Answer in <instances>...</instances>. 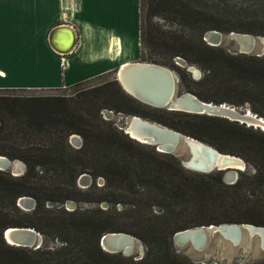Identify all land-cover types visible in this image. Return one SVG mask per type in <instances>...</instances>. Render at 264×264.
Wrapping results in <instances>:
<instances>
[{
  "label": "trees",
  "instance_id": "16d2710c",
  "mask_svg": "<svg viewBox=\"0 0 264 264\" xmlns=\"http://www.w3.org/2000/svg\"><path fill=\"white\" fill-rule=\"evenodd\" d=\"M144 1L139 0L141 59L146 58L145 43L170 56L182 55L202 67L199 81L235 94L218 102L250 104L264 115V54L233 53L202 38L209 29L264 35V0L211 6L203 0H156L155 5L167 8L180 22L194 25L197 32L190 37L163 32L152 35L146 31L142 18ZM92 90L100 95L85 96L81 101L94 103V114L87 110L80 113L79 106L61 95L23 98L0 95V154L19 158L26 166L19 175L0 169V264H204L176 253L175 231L221 222L264 225L263 130L219 115L148 105L128 94L116 77L102 81ZM103 106L152 117L220 151L241 155L254 170L242 171L235 181L227 182L222 170L201 172L186 168L176 155L131 138L111 121L102 119L98 110ZM140 106L178 114L180 118L173 121L150 116ZM95 116L98 122L93 119ZM75 132L82 140L78 147L69 138ZM84 171L93 181L82 190L77 178ZM46 172H50L48 180L41 176ZM98 176L103 178L101 185L97 184ZM246 185L256 188L259 195H249ZM21 195L32 196L35 206L25 210L17 205ZM68 199L94 205L67 209ZM102 201L107 202L106 207L100 205ZM118 202L123 205L120 209L116 206ZM156 204L163 205L161 213L150 209ZM187 210L206 212L208 217L194 224L179 221L178 217ZM132 211L136 213L134 224L118 225L116 216ZM12 225L35 227L59 243L36 248L9 244L3 230ZM111 230L128 231L140 238L146 246L144 254L135 258L104 250L100 237ZM246 264H264V260Z\"/></svg>",
  "mask_w": 264,
  "mask_h": 264
},
{
  "label": "water",
  "instance_id": "95a60500",
  "mask_svg": "<svg viewBox=\"0 0 264 264\" xmlns=\"http://www.w3.org/2000/svg\"><path fill=\"white\" fill-rule=\"evenodd\" d=\"M57 29L68 31V42L62 48L57 47L55 44ZM203 39L211 45H220L227 40L233 42L236 44L232 50L233 53L264 54V35H252L235 31L224 34L217 29H209L204 32ZM50 40L55 49L67 52L74 46L75 31L68 25L57 26L52 29ZM177 59L181 63H186L181 57ZM188 67L189 69L193 68L192 65H188ZM116 79L128 94L151 106L219 115L242 122L248 121L246 120L248 117L253 118L256 122L249 121L251 125L256 124L260 127H263L262 124L264 125V116L255 112L251 116L248 113L251 111L248 107L241 108L227 102L204 101L190 92L175 94L178 74L170 66L161 63L141 59L124 62L116 69ZM104 112L110 116L113 110L104 109ZM117 114L120 115L118 127L123 132L140 142L155 145L159 151L179 155L181 163L186 168L201 172L222 170L224 179L233 182L238 175V170L246 167V162L240 156L222 152L210 143L159 121L138 114H126L121 111H118ZM69 138L71 142L72 140L78 142L80 139L75 133H72ZM238 162L239 164H236ZM25 167V163L21 159H11L4 154H0V169L8 170L13 175H19L24 172ZM91 180V175L86 172H82L78 176L79 182L83 181L89 184ZM98 181H103V178L99 177ZM65 204L67 209L76 207L75 202L72 200H67ZM17 205L29 210L35 206V199L30 195H21L17 199ZM214 235L219 238L211 248L213 252L220 251L223 246L238 245L243 236L247 238V242L245 248L235 255L221 258L208 256L201 260L202 263L213 261L215 264H242L245 252H247L251 240L255 238L258 240L259 247L264 251V225L251 222H221L186 227L175 231L173 239L177 243L189 242L194 247L202 249L206 245L207 237ZM3 237L9 244L17 246L36 248L42 242V234L32 226H7L3 230ZM136 240L139 242L140 248L141 241L136 236L124 231H106L100 237V245L109 252L130 254ZM141 256L142 253L138 258Z\"/></svg>",
  "mask_w": 264,
  "mask_h": 264
},
{
  "label": "crops",
  "instance_id": "0c3cea01",
  "mask_svg": "<svg viewBox=\"0 0 264 264\" xmlns=\"http://www.w3.org/2000/svg\"><path fill=\"white\" fill-rule=\"evenodd\" d=\"M68 25L75 44L52 46ZM68 31L57 29L63 46ZM140 56L139 0H0V89H55Z\"/></svg>",
  "mask_w": 264,
  "mask_h": 264
},
{
  "label": "rangeland",
  "instance_id": "374dc122",
  "mask_svg": "<svg viewBox=\"0 0 264 264\" xmlns=\"http://www.w3.org/2000/svg\"><path fill=\"white\" fill-rule=\"evenodd\" d=\"M240 1H243V0H205V1L203 0L202 2L211 6L213 4L214 5H218V4L222 5V3H224V2L229 3V4H234V3L240 2ZM155 2H156V0H154V1L153 0H145L144 1L143 10H142V18H143L144 27H145L146 31L148 29L150 34H152V35L158 34L159 32H163L164 34L167 33V34H176V35H180V33H181V34L186 35V37H190V36H194L196 34L197 30L193 29L194 25L191 26L185 22H180L177 18H175V15L173 13L169 14L166 11L167 8H165L164 6H161L159 4L155 5ZM158 11L162 14H160ZM164 13H167L168 15L164 16L163 15ZM229 31H235V32H240V33H249L252 35H260V34H256V33L243 32V31H237V30H229ZM229 31L221 30V32L224 34L228 33ZM202 38H203V36H202ZM205 42H207V41L205 40ZM143 46H144L143 54L146 56V58L141 59L139 56L138 59L146 60V61H152V62H156V63H161L159 61H155L153 59H150L152 57V58L168 60L169 63H172V64H169V63L168 64L161 63V64L170 66L178 74V81L176 82V86H175V94H180L182 92H190V93L198 96L197 94L200 93L201 95L209 97V99H204V98H201L200 96H198L200 99H202L204 101H211L214 103H219L218 101L221 98L235 97V94L229 93V92H227L223 89H220V88H218L212 84L199 81L202 74H203V70H202V67L197 62L187 60V58H185L182 55L170 56V54H168V52L165 53V52H162V50H159V52H158V49L154 50L152 47L149 46L148 43H145ZM220 46H222L226 50L232 52V50L236 46V44L227 40V41L221 43ZM164 50L165 49L163 48V51ZM178 57L183 58L186 61V63H181V61L179 59H177ZM188 65H192L193 69H189ZM113 77H116V71H114V70L107 72V73H104V74H101L99 76L93 77V78L86 80V81H84L80 84H77L75 86H64V87H60L57 89H48V90L47 89L46 90H42V89H0V95L5 96V97H9V98H13V97H22L23 98L26 96H36V95H61V96H64V98L68 102H71L72 105H76V107L79 106L80 113L87 110V112L94 114L95 110H94L93 106L95 104L93 103V104L88 105L87 103H82L81 99L85 96L90 97V96L100 95L99 92H97L95 90L91 91V89H93L95 86H97L102 81L112 79ZM225 102L228 103V101H225ZM251 106H250V104H244V105H240L238 107H241V108L248 107V108H250V110L252 112L257 113L255 110L252 109ZM260 106H261V104H260ZM104 109H111V110H113V113L110 116H108L104 112ZM139 109L141 111L147 113L150 116L166 117V119H169V120L171 119L173 121H178L180 118V115H178V114L164 113L161 110L151 109L150 106H140ZM98 113L102 119H107V120L111 121L112 124H114L115 126L118 127L120 115L117 114V111H115L114 109H112L108 106H103V107H100V109L98 110ZM138 115H140V114H138ZM259 115H261V114H259ZM141 116H143V115H141ZM262 116H264V115H262ZM143 117L152 119V117H149V116H143ZM93 119H96V122H98V119L96 118V116ZM153 120H156V119H153ZM156 121H158V120H156ZM237 122L243 123L246 126H251L254 129H259V130L264 131V128H262L256 124L251 125L249 121H246V122L237 121ZM75 134H77L79 136V138H80L79 141L75 142L72 140V142L71 141L70 142L73 146L78 147L81 144L82 140H81V136L79 133L75 132ZM150 145L155 147V145H152V144H150ZM155 149H156V147H155ZM226 153H229V152H226ZM172 154L176 155L180 160L179 155H177L175 153H172ZM231 154H233V153H231ZM235 155H237V154H235ZM238 156H240L246 162V167L242 170H238L237 177L240 175V172H242V171L243 172L248 171V172L252 173L254 170L253 166L250 163H248L247 160H245L241 155H238ZM84 172H86V171H84ZM86 173H88V172H86ZM41 176L44 177V180H48V177H50V172H46V173L42 174ZM99 177H101V176H98V178ZM91 178H92V180H91V182H92L93 177L91 176ZM77 183H78V186L80 187V189H82V190H85V187L90 184V183L86 184L83 181L79 182L78 178H77ZM102 183H103V181L97 180V184L101 185ZM246 191L249 195H252V196L259 193V191L256 188H254L253 186H248V185H246ZM263 191H264V189H263ZM68 200H72L73 202H75L76 207L94 205V203H91V202H83V201L77 202V200H75V199H68ZM49 204L52 205L51 203H49ZM100 205L102 207H106L107 202L102 201V202H100ZM116 206L118 209L123 207V205L119 202L116 203ZM150 209L152 210V212H155V213H161L164 210L163 205L161 206V205H157V204L153 205ZM145 212H148V208H145ZM135 215H136V213L134 211L123 212L121 214H118L116 216L115 220L117 221L118 225H127L129 227L130 225L134 224L133 221H134ZM207 217H208V215L206 212H192L190 210H187V212H185L183 216L178 217V218L180 219L179 221H186L190 224H194V223H197V221L206 220ZM198 225H207V224H197V225H191L189 227L198 226ZM111 231H114V230H111ZM115 231H117V230H115ZM118 231H123V230H118ZM39 232L42 234L41 244L53 246V245H56L59 243L58 240L51 238L50 236L46 235L44 232H41V231H39ZM124 232L130 233L128 231H124ZM130 234H132V233H130ZM132 235H134V234H132ZM218 238L219 237L216 235L208 236L206 245L202 249H198V248L194 247L189 242H186L183 244L177 243L174 241V239H173V246L175 248L176 253H178L179 255L191 260L192 262H200L202 259H204L205 257H208V256L221 258L223 256L230 257L232 255H235L238 251H240V250L242 251L245 248V244L247 242V238L245 236H243V239L241 240V242L238 245L223 246L220 248V251L213 252L212 251L213 249H211V248L215 245ZM140 241H141L140 242L141 247L139 248L138 243H135V245H134V247L130 253V255H132L135 258H138V256L141 255V253L143 255L145 250H146L145 244L143 243V241L141 239H140ZM250 243L251 244H250L249 248L247 249V252H245V258H244L242 264L264 260V251L259 247L258 240L256 238L252 239ZM127 255H129V254H127ZM209 263H213V261H211Z\"/></svg>",
  "mask_w": 264,
  "mask_h": 264
},
{
  "label": "bare ground",
  "instance_id": "6f19581e",
  "mask_svg": "<svg viewBox=\"0 0 264 264\" xmlns=\"http://www.w3.org/2000/svg\"><path fill=\"white\" fill-rule=\"evenodd\" d=\"M55 44H56V46L57 47H59V48H62V47H64V45L63 46H61V45H59L58 43H56V41H55ZM74 44H75V42H74ZM191 69H193V68H191ZM251 116H253V114H254V112H252V111H249L248 112ZM264 118V117H263ZM246 120H248V121H254L255 122V120L253 119V118H246ZM256 123V122H255ZM262 126L264 127V125L262 124ZM262 127V128H263ZM239 162H241V161H239ZM239 162L238 163H236V164H239ZM239 166H242V165H239ZM135 243H138V245H139V242L136 240L135 241ZM139 247V246H138Z\"/></svg>",
  "mask_w": 264,
  "mask_h": 264
},
{
  "label": "flooded vegetation",
  "instance_id": "af4514ba",
  "mask_svg": "<svg viewBox=\"0 0 264 264\" xmlns=\"http://www.w3.org/2000/svg\"><path fill=\"white\" fill-rule=\"evenodd\" d=\"M201 262V261H200ZM202 263V262H201ZM214 263V262H213ZM205 264V263H204Z\"/></svg>",
  "mask_w": 264,
  "mask_h": 264
}]
</instances>
